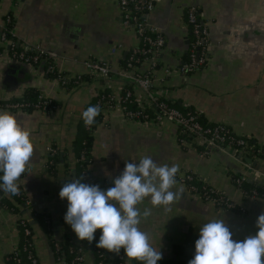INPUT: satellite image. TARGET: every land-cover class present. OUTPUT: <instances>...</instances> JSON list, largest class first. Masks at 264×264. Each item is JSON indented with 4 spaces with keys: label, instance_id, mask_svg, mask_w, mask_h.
<instances>
[{
    "label": "crops",
    "instance_id": "crops-1",
    "mask_svg": "<svg viewBox=\"0 0 264 264\" xmlns=\"http://www.w3.org/2000/svg\"><path fill=\"white\" fill-rule=\"evenodd\" d=\"M192 6L200 10L208 28V57L202 67L185 74L178 66L189 46L185 14ZM6 15H11L16 46L28 50L39 46L54 52L52 62L68 73L86 74L84 59H106L112 74L105 78L86 76L84 82L66 87L46 68L30 64L20 86L7 89L1 75L15 58L8 43L0 41V90L19 97L29 86L48 94L57 104L48 110L0 108L13 113L30 133L35 153L19 180L32 208L23 207L13 197L0 208V264H5L6 253L19 243V217L31 225L39 264H96L93 251L64 222L68 202L58 194L64 183L76 179L74 142L82 126V112L98 92L119 94L132 86L115 72L127 67L124 62L138 41L137 33L122 24L118 0H0V24ZM148 19L165 36L153 70L154 86L180 108L198 109L204 121L224 122L234 133L249 135L264 148V0H160ZM148 62L142 61L137 70L147 69ZM134 94L143 96V91L135 87ZM101 112L91 133L87 162L93 175L112 183L124 169L125 160L138 163L149 155L160 165L178 164L195 171L244 208L240 212L216 207L187 191L179 181L173 188L183 192L178 203L153 207L150 198H145L138 207L141 211L150 208L152 214L142 219L139 227L149 234L153 247H160L161 260L188 263L199 229L213 218L225 220L234 240L258 231L255 221L264 211V197L243 195L234 177L244 175L250 184L264 187V156L252 157L256 163L248 166L245 159L237 158L236 149L233 154L212 150L201 155L196 148L181 145L179 127L172 121H134L125 119L118 109ZM49 147L58 152L53 160ZM11 204L17 208L12 210ZM37 212L48 223L36 219ZM65 237L85 246L82 262H57L51 239ZM174 254L178 259L164 258Z\"/></svg>",
    "mask_w": 264,
    "mask_h": 264
},
{
    "label": "built area",
    "instance_id": "built-area-1",
    "mask_svg": "<svg viewBox=\"0 0 264 264\" xmlns=\"http://www.w3.org/2000/svg\"><path fill=\"white\" fill-rule=\"evenodd\" d=\"M160 0H118L120 7V18L124 26L133 27L137 33L138 41L130 48L129 60L149 61V65L145 70H137V64H132L129 67H124L117 70L115 73L118 76L128 79L131 87H126L121 93L116 94L110 91H100L96 96V105H99L102 110L118 109L122 112L125 119L144 122H160L162 120L172 121L179 127V142L183 147L198 148L197 145H202L198 152L201 155H207L212 150H219L223 153H232L236 149L238 152L237 158L242 160V156L251 153L255 157L259 148H255L249 142V139L243 134L232 135L231 129L224 122H204L198 118L201 114L200 110L193 109L186 111L172 104L166 97V93L158 90L154 86L153 70L158 66V56L161 53L165 44V36L153 25L148 14ZM185 22L190 26L192 39H190L187 58L183 59L179 64V71L188 74L199 67H202L208 57V28L206 22L202 18V13L195 7H188L185 14ZM5 22L0 24V41L8 43V51L11 55L24 63L37 64L41 58L48 56L53 58L54 52L46 48L35 46L33 49L15 48L16 39L13 37L11 26V15L5 16ZM18 47V46H17ZM115 48L112 47L111 51ZM139 54H143V58H139ZM86 67L88 78H105L112 74L110 63L106 59L87 58L83 60ZM46 70L54 71V78L63 86L78 85L85 81L82 73H68L59 69L55 63L48 61ZM138 87L143 91V96H136L134 88ZM127 101L133 102V106L128 105ZM56 102L42 91H38L34 99H25L21 96L6 94L0 90V108L9 110H26L27 108L48 110L56 107ZM89 128V127H88ZM236 147V148H234ZM49 152L54 155L56 149L49 147ZM236 153V152H235ZM236 153V154H237ZM80 159L84 158L81 154ZM245 159V158H243ZM250 166V162L246 161ZM81 176L83 183L99 185L100 188L106 190L113 186V183L105 179L96 177L86 167H82ZM195 178L201 179L200 184L194 182ZM177 181L184 184L187 191L197 195L202 200L213 204L222 209H236L240 212L244 208L238 205L224 191L214 186L208 179L199 175L195 171L187 168H179L176 177ZM245 179L244 175L236 176L234 183L236 187L245 196H262L256 189H246L242 187L241 182ZM3 191H0V208L2 203ZM22 202L23 207L32 208V203L27 198L25 191L20 187V193L17 195ZM27 219L19 217L17 225L22 226V232L27 235L24 241L14 245L5 255V264H39L38 256L36 255L33 241V230L27 224ZM96 233H98L96 231ZM55 247L59 244L55 242ZM79 254L75 257L76 262L80 263L85 258L86 248L81 243L77 248ZM99 259L96 264H131V260L125 256L123 248L120 254L116 255L104 249H96ZM104 257V259H102ZM57 262H64V254L56 257ZM157 264H182L170 260H159Z\"/></svg>",
    "mask_w": 264,
    "mask_h": 264
},
{
    "label": "clouds",
    "instance_id": "clouds-1",
    "mask_svg": "<svg viewBox=\"0 0 264 264\" xmlns=\"http://www.w3.org/2000/svg\"><path fill=\"white\" fill-rule=\"evenodd\" d=\"M99 105H90L82 112L86 127H91L100 115ZM30 133L8 110H0V191L9 198L20 193L19 180L26 165L34 158ZM179 165H160L152 156L125 160L122 172L113 178V186L103 190L99 185L83 183L82 176L63 184L61 199H67L64 222L79 240L89 245L96 240L97 248L120 254L121 248L130 260L143 264H157L163 258L159 248L153 247L150 236L139 227L142 219L152 213L138 207L150 198L153 207L178 203L182 190L173 191L177 184ZM219 215H223L221 212ZM258 231L243 240H234L224 219L213 218L199 229L194 254L188 264H264V211L256 218Z\"/></svg>",
    "mask_w": 264,
    "mask_h": 264
},
{
    "label": "trees",
    "instance_id": "trees-1",
    "mask_svg": "<svg viewBox=\"0 0 264 264\" xmlns=\"http://www.w3.org/2000/svg\"><path fill=\"white\" fill-rule=\"evenodd\" d=\"M11 22H12V20H11ZM187 27H188V30H189L190 39H192V35H191V32H190V26H187ZM190 39H189V42H190ZM14 47L20 49V47H17V46H14ZM129 54H130V50H129L128 55H127V57L125 59V62H124L125 63V66L129 67L132 64H137V65L140 64L139 61L129 60L128 59ZM187 54H188V50L185 52L184 59L187 58ZM143 56H144L143 54H139V58L140 59L143 58ZM48 61H51V58L48 57V56H45V57L41 58V60H40L39 63L33 64V65H41V67L46 68V65H47ZM48 73L50 75H52V76H54V74H55L54 71L53 72H49L48 71ZM82 76L83 77H86L87 76V73L86 74H82ZM73 85L74 84L67 85L66 87H71ZM126 87H129V86H126ZM37 92L38 91L35 88L28 86L26 92L21 97H24L25 99H34V97L37 94ZM127 103L130 106H133V104H134L132 101L131 102L127 101ZM172 104H174V103H172ZM91 105H96V99H95V101ZM177 107H179V106H177ZM27 109L31 110L32 108H27ZM182 109H184L186 111L193 110V108L188 107V106H186L185 108H182ZM101 111H102V109H101ZM101 114H102V112H100V115H98L96 117V122L91 127H89V128L85 126V124L83 122V119H81L82 126L80 128L79 133H78L79 136L77 137V139L74 142L75 152H76V156H77V167H76V170L74 172V176L76 177V179L79 178V177H81V169H82V167H86L87 168V162H88V158H89L88 156H89L90 146H91V141H92V134L91 133H92V130L95 127L96 123L101 119ZM198 118L201 121H204L202 119V117H201V114L198 115ZM204 122H207V121H204ZM230 134L237 135L232 130H231ZM243 137L248 138L249 139V142L252 145H254L255 148H259L260 149L259 152L256 153L257 154V157L258 156H264V148L263 147L255 144L251 140V137H248V136H243ZM197 147H198L197 150L198 149H201L202 145L198 144ZM234 148H236V147H234ZM57 154H58V152L56 151V153L52 156V160H53V157L54 156H57ZM81 154L84 155V158L83 159H80L79 158L81 156ZM249 156H253V155L251 153H247L245 156H242V158L249 157ZM0 175H2V173H0ZM238 176H240V175H238ZM81 182H83V180ZM194 182L196 184H200L201 183V179L195 178L194 179ZM241 185H242V187H244L246 189H256L259 193H263L264 194V187H262L261 185H253V184H250L246 179L242 180ZM101 189H103V187H101ZM12 197L15 198L16 201L20 202V199L18 197H16V196H12ZM7 200L10 201L9 196L4 195V193H3L2 203L4 205H5V203L7 204V202H8ZM9 204H10V202H9ZM11 205H13V204H11ZM16 208H17V206H15V205H13L11 207L12 210L13 209L15 210ZM34 216L40 222L43 221V219H44L43 216H42V214H40L38 212L35 213ZM44 221L48 223V221L46 219H44ZM27 222H28L27 224H29V221L28 220H27ZM29 226L31 227V225H29ZM18 229H19V233H20L19 243H21L22 241H24L25 238H28V236L27 235H24V233L22 232V226L18 225ZM96 231L98 232V233L95 232L96 240H94L91 245H89L87 241H85V242L87 244V247L90 248L91 251H93V253L95 255V261L97 263V261L99 259V256H98V253L96 251V249H98L96 247V241L99 239V236L101 234V230L100 229H97ZM55 242H57L59 244V247L58 248L55 247ZM51 245H52V248H53V251H54L55 258L57 256H59L60 254H64V257H65V259L67 261H69V262H72V261L73 262H76L77 261L75 259V257L79 254V252L77 250V248L79 246V243H76V242L70 240L68 237H65L64 239L59 240V241H57L56 239H51ZM99 249H103V248H99ZM104 250H106V249H104ZM102 259H104V257H102ZM170 261H172V260H170ZM181 263H183V262H181ZM131 264H143V262L136 261V260H131ZM185 264H188V263H185Z\"/></svg>",
    "mask_w": 264,
    "mask_h": 264
},
{
    "label": "water",
    "instance_id": "water-1",
    "mask_svg": "<svg viewBox=\"0 0 264 264\" xmlns=\"http://www.w3.org/2000/svg\"><path fill=\"white\" fill-rule=\"evenodd\" d=\"M125 55V53H124ZM29 63L21 62L20 60L14 59L11 63L10 67L6 68L4 72H2L1 83L5 88H17L24 81L23 76L25 71L29 68ZM246 161L250 162L252 165L256 163V160H253L251 157H246ZM166 259H178L174 254L171 257H164Z\"/></svg>",
    "mask_w": 264,
    "mask_h": 264
}]
</instances>
